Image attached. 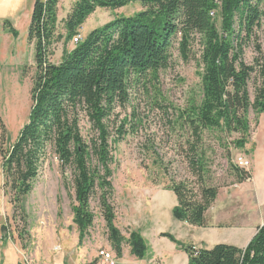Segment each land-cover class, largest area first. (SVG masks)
<instances>
[{
	"label": "rangeland",
	"instance_id": "374dc122",
	"mask_svg": "<svg viewBox=\"0 0 264 264\" xmlns=\"http://www.w3.org/2000/svg\"><path fill=\"white\" fill-rule=\"evenodd\" d=\"M181 1L162 0L161 3L145 5L133 1L116 11L99 8L79 30L85 39L94 30L115 20L147 12L152 27L165 26L158 47L164 54L166 49L168 65L155 72L147 70L151 76L145 78L139 66L135 69L128 63L124 73L118 75L112 71L118 66L110 63L105 66L103 80L98 85L104 103L109 108L112 105L109 111L113 116L108 120L111 127L127 121L129 128H136L124 141L113 145L114 230L107 228L96 197L92 202L95 213L93 228L80 242V233L74 222L78 203L70 157L73 140L70 137L58 138L51 145L35 189L25 202L27 223L21 222L9 196H5L0 157V245L10 242V237L16 242V248L8 243L11 264H26L24 257L32 264L40 261L46 264H95L100 260L101 251L111 253L117 264H188L186 252L162 237L164 233L171 234L182 245L193 244L202 249H212L219 244L239 248L246 245L242 233L236 228L249 223L255 226L257 222H253L252 217L259 218L260 222L264 214L259 210L264 205V195L259 192L264 188V113L250 111L251 133L244 149L233 144L240 137L238 134L226 136L221 132H211L205 135L209 184L219 188L218 199L206 214L208 227L187 225L176 220L172 213L177 198L168 190L171 182H194L195 179L182 152L176 147L179 137L171 136L168 128H180L175 123L178 111L186 108L193 99L200 101L202 95L199 48L192 51L189 60H185L178 49ZM73 5L74 0H61L58 35L66 37L65 21ZM258 36L264 50V29ZM64 42L65 39L54 46L52 62L55 64L61 63L65 49L72 51L75 48L74 41L67 45ZM256 56L255 43H251L246 51V63L252 65ZM35 58V45L29 43L28 32H21L15 38L0 29V144L4 136L7 148L14 144L31 116V92L37 74ZM119 87H122L123 94H130L126 106L120 103L122 94L118 96L115 92ZM250 96L254 101L253 84L250 85ZM84 101L71 104L68 119L71 128L78 127L92 161L97 134L90 106ZM71 128H66V132ZM111 136L114 138L113 133ZM152 148L160 157L154 151H148ZM253 153L257 154L256 157L259 154L257 161L262 165L257 163L253 166V182L248 179L240 183L234 168L237 159L251 160ZM247 170L252 175L251 167ZM132 232L140 233L147 243L148 252L144 259H138L131 252L128 241ZM116 244L121 246V255L116 251ZM18 252L19 263L15 260ZM32 255L36 256L37 262Z\"/></svg>",
	"mask_w": 264,
	"mask_h": 264
},
{
	"label": "trees",
	"instance_id": "16d2710c",
	"mask_svg": "<svg viewBox=\"0 0 264 264\" xmlns=\"http://www.w3.org/2000/svg\"><path fill=\"white\" fill-rule=\"evenodd\" d=\"M133 1L145 5L161 3L162 0H74L65 21L66 37L57 34L61 0L36 1L28 34L29 43L35 45L37 67L31 92V116L13 145L5 147L4 136L0 144L3 190L20 215L21 222L27 223L25 202L35 189L51 145L56 139L67 136L73 140L70 157L78 203L74 222L80 233V242L93 228L95 213L92 202L96 197L107 228L114 230L113 145L124 141L136 128H129L127 121L111 127L108 120L113 116L109 111L112 105L109 108L104 103L98 85L103 80L105 66L110 63H116L119 69L115 66L112 71L118 75L124 73L128 63L135 69L139 66L145 78L151 76L147 70L155 72L167 68L169 57L166 49L164 54L158 47L165 26L152 27L149 13L143 12L94 30L72 51L65 49L59 64L53 63L52 57L54 46L64 39L65 45L72 42L80 35L78 32L86 20L99 8L116 11ZM181 3L178 49L182 57L189 60L192 51L199 48L202 95L200 101L193 99L186 108L178 111L175 123L180 128H168L171 136L179 137L176 147L182 152L195 181H172L168 190L177 198L172 211L176 220L207 228L206 214L217 201L219 188L209 184L205 135L211 132H221L226 136L238 134L240 137L233 144L244 149L251 133L250 111L264 113V50L258 36L264 29V0H182ZM4 26L18 37L10 22ZM251 43H255L257 56L249 65L245 55ZM146 51L149 52L143 58ZM116 80L119 81L118 78ZM251 84L255 89L254 101L250 96ZM121 88L115 92L118 96L122 94L120 103L126 106L130 94H123ZM81 100L90 106L97 134L92 161L82 134L77 126L71 128L68 119L71 104ZM66 128L71 130L66 132ZM150 150L160 157L154 148ZM234 168L240 183L251 179L252 175L247 170L238 166ZM162 237L186 252L188 264H264V224L245 248L219 244L212 249H202L193 244L182 245L168 233ZM128 244L135 257H146L148 246L140 233L132 232ZM116 249L121 255L119 244H116Z\"/></svg>",
	"mask_w": 264,
	"mask_h": 264
},
{
	"label": "crops",
	"instance_id": "0c3cea01",
	"mask_svg": "<svg viewBox=\"0 0 264 264\" xmlns=\"http://www.w3.org/2000/svg\"><path fill=\"white\" fill-rule=\"evenodd\" d=\"M37 0H0V29L3 31H8L5 29L4 24L8 21L12 24L14 29L18 32V37L21 34V32H28L29 34V28L31 24V19L33 15V10L34 6ZM9 32V31H8ZM10 33V32H9ZM14 37V36H13ZM16 38V37H15ZM257 154H252L251 160H247L250 163L251 171H252V177H251V182H253V166L258 163V165H262L260 161H257L258 156L256 157ZM249 169V168H248ZM263 171V170H261ZM261 194L264 195V188L259 191ZM264 202V201H263ZM177 205V203H176ZM175 205V206H176ZM174 206V207H175ZM260 212L264 213V205L260 206ZM259 218L252 217L253 222L256 221L257 223L255 226L252 223L246 224L245 226L241 228H236L242 233V237H244L245 246L244 248L251 242V240L254 238V236L257 233V229L264 224V214L260 220L258 221ZM1 227V226H0ZM3 229V226H2ZM8 243H11L15 248H16V242L10 237V242L4 243V246L0 245V264H11L12 259L10 256L11 248ZM19 252L15 256V260L17 259L18 263L20 262L19 258ZM124 255V253H123ZM123 255L121 256L120 259L123 258ZM155 256V255H154ZM156 258H159V256H155ZM25 260H28V258L24 257ZM32 258H36V256L32 255ZM100 260H97L95 264H106L102 258H99ZM96 260V258H95ZM37 262V260L35 259ZM189 262V261H188ZM38 264L41 263L37 262ZM15 264V263H14ZM17 264V263H16ZM21 264V263H19ZM41 264H46V263H41Z\"/></svg>",
	"mask_w": 264,
	"mask_h": 264
},
{
	"label": "built area",
	"instance_id": "2783aa9c",
	"mask_svg": "<svg viewBox=\"0 0 264 264\" xmlns=\"http://www.w3.org/2000/svg\"><path fill=\"white\" fill-rule=\"evenodd\" d=\"M83 40H84V38L82 36L78 35L77 37H75V39L73 41H74V44L76 45ZM236 165L239 168H242L244 170H247L250 167V163L247 160H244V158H238ZM99 256H100V258H102L104 260V262L106 264H117L116 260L114 259V256L109 252L101 251L99 253ZM26 264H32V262H30L29 260H26Z\"/></svg>",
	"mask_w": 264,
	"mask_h": 264
}]
</instances>
